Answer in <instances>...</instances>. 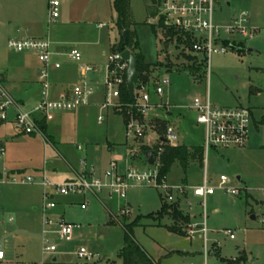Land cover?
Instances as JSON below:
<instances>
[{"label":"rangeland","instance_id":"obj_1","mask_svg":"<svg viewBox=\"0 0 264 264\" xmlns=\"http://www.w3.org/2000/svg\"><path fill=\"white\" fill-rule=\"evenodd\" d=\"M113 1L63 0L61 17L52 23L49 0H0V72L11 71L20 56L9 50L8 37L18 28H27L34 34L48 36L52 48H55V42H66V53L78 50L84 62L91 63L105 77L108 56L116 54V47L121 42ZM218 2L215 22L220 27L234 26L235 17L241 20L243 14L248 16L251 27H264V0ZM151 7V0H131L132 19L138 25L141 51L151 65L148 83H139L135 95L137 99L144 87L157 104L156 109L143 119L151 142L156 135L154 131L160 134L156 123L161 122L174 129L176 145L203 146L204 130L197 126L196 114L187 107L195 96L206 98L209 95L213 106L243 107L251 111L252 125L247 146L213 149L207 161L204 159L203 167L193 164L187 174L178 164L175 165L167 179L173 188L171 193L175 194L179 187L188 192L179 202H168L165 195L154 188L134 186L128 191L126 202L110 201L105 196L99 202L87 196L90 202L87 210H81L77 204L70 205L64 219L79 225L80 229L71 241L50 237L58 247L57 254L51 257L42 254L43 245L48 240L42 237L44 189L40 181L43 169L48 170V178L55 169L59 180H64L74 177L72 168L80 171L94 166L100 174L109 169L111 160L119 158V166L127 163L120 168L123 171L133 163L130 156L129 161L125 157V149L129 150L128 146H134L135 142L126 140L122 112L101 110L102 92L96 102L77 111L50 115L45 131L48 142L40 135H24L14 126L0 125V144L3 142L6 149L0 154V241L5 242L7 253L2 264H8L9 260L13 264H86L76 255L82 247L98 256V262L94 264H120L119 254L125 237L122 223L137 226L135 239L154 260L153 264H223L222 259L233 262L240 259V264H264V39L261 34H255L248 41L234 36L236 49L228 48L226 54H213L210 58L198 57L197 63L202 65V70L198 77H193L185 68L187 64L176 39L168 45L170 59H167L164 34L150 25L155 17L150 13ZM100 25L105 27L100 28ZM248 48L255 51L248 53ZM28 63L31 68H38L34 55L28 57ZM165 76L170 78L171 85L165 88L162 97H158L153 83ZM15 84L14 92L25 93L21 79H15ZM34 104H27L26 108L29 110ZM100 116L104 118L102 123L98 122ZM34 118L40 120L42 117L35 115ZM108 143L117 148L116 156L112 157L108 152ZM79 146L83 151L78 149ZM95 146L98 152L93 149ZM152 146L161 147L158 143ZM46 147L52 152L51 160L45 155ZM136 163L146 168L143 162ZM222 175L231 180L238 195L231 196L217 190L208 199L206 257L201 233L205 223L203 203L190 194L189 188L203 185L205 179L210 186L218 187ZM29 176L35 184H21V180ZM184 180L188 184L182 186ZM71 197L74 196H56L58 207L48 211L47 215L57 222L62 217L66 200ZM74 200L80 202L83 197L79 195ZM162 203H178L180 211L190 215L189 224L183 226L181 235L167 230L175 225L169 216H154ZM124 209L126 212L123 213ZM193 214L196 215L194 218ZM193 224H196L195 228ZM190 231L195 234L191 235ZM228 231L235 236L234 240L230 239ZM55 258L56 262H53Z\"/></svg>","mask_w":264,"mask_h":264},{"label":"built area","instance_id":"obj_2","mask_svg":"<svg viewBox=\"0 0 264 264\" xmlns=\"http://www.w3.org/2000/svg\"><path fill=\"white\" fill-rule=\"evenodd\" d=\"M63 0H49V17L50 22L56 23L61 17V7ZM218 0H156L155 7L157 15L152 19L150 25L156 26L162 24L167 29L174 30L184 38L180 44V53L192 55L196 58L204 56L210 58L213 54H226L228 48L234 47L233 37L240 36L246 41L252 39L255 34H261L264 39V27H251L250 21L246 14L243 19L235 20L234 26L220 27L215 22V13ZM101 28L105 25H100ZM188 38L191 45L188 46ZM53 43L45 38H11L8 40V48L14 53H30L34 55L41 65L38 83L40 85L39 99L27 109L26 105L15 99L3 86L0 80V122H12L14 127L24 135H40L43 137V128L41 123L46 122L47 118L53 113L74 112L78 109L88 106L96 93L95 87L85 81L74 86L70 91L54 97L52 94L51 73L52 68L60 69V63L53 62ZM69 58L78 64L79 70L83 76L93 74L96 68L84 62L83 55L78 50H72ZM107 75L105 78V87L107 90L101 110L117 109L122 112L123 106L120 103L121 87L126 84V75L128 64L123 61L122 53L110 54L108 56ZM171 85L169 77L165 76L155 83L154 92L158 97L165 94V88ZM142 87L140 96L135 100L133 105L127 107L128 120L125 122V137L127 141H134L135 145L130 146L127 150L128 156L133 160L125 170L121 171L118 160L110 162L109 169L102 174H98L91 167L88 171L77 174L72 180L65 182H55L43 174L40 181L44 189V221L42 237L48 239L45 241L42 254L51 256L57 254L58 247L50 240V237L56 236L61 240L71 241L75 232L80 226L67 222L60 217L57 222L47 215L48 211H54L58 207L55 200L56 196L69 197L81 195L84 202L81 204V210H87L90 202L86 198L92 196L98 201L102 196L107 195L111 200L118 199L126 202L128 191L134 186H145L154 188L165 195L168 202L181 201L187 192L184 187L176 188L175 194L171 193L173 189L167 182L168 176L161 177V165L158 156L162 153V147L154 157L152 165L146 161L142 155V148L146 145L154 149L158 143L162 146V140H166L171 146H177V135L172 127H168L165 136L154 131V141L151 142L150 136H147V124L143 121L157 107V104L151 99L150 94ZM139 91V90H137ZM136 96V95H135ZM134 109L142 119L135 117ZM188 110L196 114V124L204 130V154L207 161L209 153L213 149H242L245 148L249 141L250 129L252 125V113L249 109L238 108H219L213 106L210 102L209 95L203 98L201 95L195 96ZM35 115L42 118L36 120ZM104 121L103 116L98 118V122ZM45 141L47 139L44 137ZM145 140L146 143L143 144ZM82 150V147H79ZM141 157V158H139ZM142 159V160H141ZM141 160V161H140ZM136 161L143 162L146 168H142ZM13 181H16L14 179ZM21 184H35L32 177H26L21 180ZM184 186V185H182ZM217 190L236 196L238 190L231 186V180L222 175L218 187L210 186L207 179L204 184L189 188V192L195 198L202 201V212L205 223L201 233L205 241V255H208L207 248V229L206 219L208 212V199L216 194ZM126 212L125 209L123 213ZM192 227H196L193 224ZM191 235L195 231H190ZM231 240L235 236L228 231ZM79 259L86 264L98 262V256L90 253L82 247L76 253ZM56 259V258H55ZM54 259V260H55ZM6 260V252L0 241V264ZM53 260V262H54Z\"/></svg>","mask_w":264,"mask_h":264},{"label":"trees","instance_id":"obj_3","mask_svg":"<svg viewBox=\"0 0 264 264\" xmlns=\"http://www.w3.org/2000/svg\"><path fill=\"white\" fill-rule=\"evenodd\" d=\"M153 7L150 8V13L152 16L157 15V9L155 7L156 0H151ZM113 9L116 13V27L118 31L121 33V42L116 47V53H123L125 51H130L137 60V71L139 74L138 84L144 82V84L148 83L149 75L151 73V65L146 62V57L143 55L141 51L140 42L137 35V24L134 23L132 19L131 12V0H114L113 1ZM160 30L164 34V38L166 39V45H170V42L176 39L178 44H182L184 38L179 36L177 32L171 29H167L162 24L159 25ZM126 34V37H125ZM188 46L192 43L188 38V42H186ZM181 56L186 62V70L193 77H198L202 70V65L197 63V58L192 55H187L185 53H181ZM138 84L135 88H137ZM120 103L123 106L122 114L124 123L128 120V110L127 107L134 104V100L130 96L128 91L127 84H124L121 87L120 93ZM135 117L138 119H142L140 115L137 114V111L134 109ZM157 126H159L160 135L165 136L167 131V125L165 123L157 122ZM45 126V122L41 123V127ZM44 131V130H43ZM162 153L158 156L161 169L160 174L161 177L169 176L172 168L175 165H179L182 171L187 174L191 165L198 164L200 167H203L205 154L202 146H192L188 147L186 145H177L171 146L169 144H162ZM149 151L158 152V148H142V155ZM187 180L183 181L182 185H186ZM180 201V200H179ZM178 201V202H179ZM180 205L172 204L167 205L162 203V207L160 211L154 215L156 218H163L164 216H169L175 225L167 227V230L173 234L181 235L183 232V226L189 224L190 215H185L179 209ZM153 217V216H151ZM150 217V218H151ZM115 221V220H114ZM117 222V221H116ZM113 223V222H112ZM125 237H124V246L121 249L119 257L121 259L120 264H153L154 260L147 254V252L137 243L134 232L136 225H127L126 223L121 224ZM223 264H240L241 260L237 261H227L222 259ZM118 264V263H111Z\"/></svg>","mask_w":264,"mask_h":264},{"label":"crops","instance_id":"obj_4","mask_svg":"<svg viewBox=\"0 0 264 264\" xmlns=\"http://www.w3.org/2000/svg\"><path fill=\"white\" fill-rule=\"evenodd\" d=\"M63 3L64 2L62 1V4ZM45 37L49 38L48 36H40V35L34 34L31 29L26 28L23 30L21 28H18L15 31L14 35H12V36L10 35L7 40H9L11 38H45ZM65 43L66 42H62V41L55 42L54 43L55 48H52L53 49V62L61 64L60 69L52 68L51 85H52L53 96L58 97L60 94L70 91L74 86L81 84L85 81H88L96 89V93H95V95L92 98L90 103L96 102V98H97L98 94L101 92H102V94H104V96H103V101H104L106 94H107V90L105 87V78H106L107 72H106L105 77H103V74L100 71L97 72V70H96V72L98 74H96V72H95L93 74L87 75L86 77L83 76L79 70L78 64L73 62L69 58V54L65 52V48H64ZM115 43H113V44H115ZM113 44H111V45H113ZM111 45L109 46V48L111 47ZM31 56L33 57V55L30 53L20 54L18 62H16L14 64L11 71L9 70L6 72H3V71L0 72V80L3 84V86L6 88V90L12 96H14L18 101L22 102L24 105H27V104L29 105V104L35 103L39 99V95H40V85L38 83V78H39V74H40L41 65L38 62V68L37 67L31 68L29 63H28V57H31ZM85 63L92 65L91 63H88L86 61H85ZM106 70H107V68H106ZM31 71H33V73ZM15 79H21L22 80V85L26 88L25 93L19 94V93L14 92L15 85H16ZM5 124H8L9 126H12V127L14 126L12 122H8V123L0 122V125H5ZM43 130H44L43 131V138H44L45 137V131L47 130V123L46 122H45V126L43 127ZM32 136H36V135H32ZM79 147H78V149H79ZM128 147H130V146H128ZM0 149H2V151H1L2 153L0 152V154H3L6 151L5 144L3 142H1V144H0ZM93 149H95L97 152L99 151L97 146H95V148H93ZM49 150H50L49 148H47V147L45 148V155H46V157H48V160H51L52 159V158H50V152L51 151H49ZM107 150L109 153L112 154V157L116 156L117 148L115 146L108 143L107 144ZM80 151H83V148ZM125 151H126V153L124 155L128 159L129 156H128L127 148L125 149ZM48 160H46V161H48ZM113 160L119 161V158H115ZM128 161H129V159H128ZM125 164H127V163H123L122 165H120V168H122ZM91 167H93L95 169L94 166H91ZM90 168L87 167V169H82L80 171L72 168V170L74 172V177H76L77 174L88 171ZM4 170H7V169H4ZM104 171H102V173ZM48 173L49 172L45 167L43 169L42 175L45 174L46 176H49ZM57 173H58L57 170L54 169V171L50 174L51 176L49 179H51L52 181H55V182H65V181H69V180L74 179V177H73V178H67L64 180H59L60 178L57 176ZM102 173H100V174H102ZM186 184H188V182ZM104 196L107 197L110 201H112L107 195H104ZM76 197L77 196H74L73 198L71 197V199L68 198L66 200L65 207L63 210V214H62L63 218L66 216V209L68 207H70V205L72 206V205L77 204V205H80V207H81V204L84 202V199L81 200L80 202H77L74 200V198H76ZM99 202H101V199ZM195 216L196 215L193 214L192 218H194ZM2 245H3V248L5 250V242H2ZM5 252H6V250H5ZM212 255H216V254L212 253ZM6 257H7V253H6ZM6 263L13 264V262L11 260H9Z\"/></svg>","mask_w":264,"mask_h":264},{"label":"water","instance_id":"obj_5","mask_svg":"<svg viewBox=\"0 0 264 264\" xmlns=\"http://www.w3.org/2000/svg\"><path fill=\"white\" fill-rule=\"evenodd\" d=\"M236 19H237V17H235V20ZM125 37H126V34H125ZM234 49H236V48L231 47V50H234ZM168 51H169V46L166 45L165 46L166 57H167V59H170V54L168 53ZM254 51L255 50L253 48L247 49L248 53H252ZM122 59L124 62H126L128 64L127 75H126V84H127L130 96L135 101L136 100L135 87L139 81V74L137 71V60H136V57L130 51L123 52L122 53ZM162 142L167 143V141L164 139L162 140ZM155 155H156L155 151H149L145 154L146 161L149 165L153 164ZM237 180L239 181V183H241L240 177H238ZM54 262H56V260H54Z\"/></svg>","mask_w":264,"mask_h":264}]
</instances>
